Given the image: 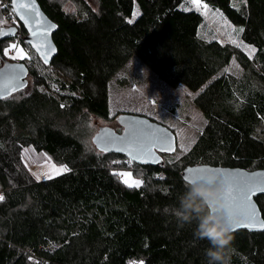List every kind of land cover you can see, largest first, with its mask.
<instances>
[{"label": "trees", "instance_id": "1", "mask_svg": "<svg viewBox=\"0 0 264 264\" xmlns=\"http://www.w3.org/2000/svg\"><path fill=\"white\" fill-rule=\"evenodd\" d=\"M61 1L77 2L82 17L69 15ZM95 1L96 10L85 0H38L58 25L57 55L50 65L38 59L67 72L68 80L55 81L66 93L29 68L28 81L50 91L27 92L29 83L19 97L0 100V264H208L210 245L194 234L195 214L190 221L176 215L189 186L181 173L197 164L264 170V0H202L242 29L253 58L203 39V16L182 9L184 0ZM2 9L14 14L11 0H0ZM12 27L17 33L0 39V57L11 40L29 47L21 23L0 31ZM134 56L171 87L207 85L195 99L205 129L178 161L132 162L143 172L139 187L117 178L113 160L125 156L88 142L91 117H109L112 77ZM233 58L241 76L212 80ZM26 146L68 170L35 179L22 161ZM255 199L264 218V195ZM231 235L228 264H264V232Z\"/></svg>", "mask_w": 264, "mask_h": 264}, {"label": "rangeland", "instance_id": "2", "mask_svg": "<svg viewBox=\"0 0 264 264\" xmlns=\"http://www.w3.org/2000/svg\"><path fill=\"white\" fill-rule=\"evenodd\" d=\"M85 2L91 9H97L95 0H85ZM61 4L64 10L72 17H82L83 7L77 2L61 1ZM204 4L201 0V6L197 8L192 3V0H184L181 6L186 11L195 10L203 16V23L199 29V35L205 40H216L223 44L233 45L253 58L256 49L241 40L242 29L230 23L218 9L209 6L205 9L203 7ZM138 15L139 12L136 11L134 18ZM11 25L20 27V23L15 18L13 12L2 9L0 12V28ZM11 44H17L20 48L24 49L26 53L24 59H12L13 56L17 55L16 49L14 48H9L8 55L4 54V49ZM1 50L2 56L0 57V64L3 65L5 61L25 62L30 69H37L41 76L47 77L49 79L48 83L54 88V91L58 92L60 90V93H66V90H61L55 81L57 78L68 80L69 75L67 72L60 71L56 67H45L39 62L38 56L32 48L23 45L19 38L6 42L2 45ZM242 72V67L233 58L212 80L222 75L239 78ZM29 83L31 86L26 88L27 92H32L34 89H38L42 93L50 91L44 85H33L32 78H29ZM206 86L198 91H191L184 85L171 87L153 73L138 56H134L112 77L109 83V117L108 119L95 116L91 117L88 124L90 131L88 142L97 151L99 149L92 143V137L98 132L100 127L109 126L119 132L121 130V126L118 123L120 114L134 113L145 115L174 131L178 143L177 150L174 153L163 155V160L165 159L169 162L178 161L192 148L208 123L202 111L195 104L196 97ZM15 94L16 97L20 96L17 93ZM21 155L24 166L31 172L35 179L39 176L38 180H43L64 172L63 170L59 171L58 174L54 172L52 165H55L57 169H60L63 165H59L47 153L38 151L33 146L24 147ZM113 164L115 165L117 178L122 183L129 186L124 182L127 178H122L119 173L129 172L131 173V180L141 181L139 185L141 186L143 172L134 169L132 162L128 158L115 159L113 160Z\"/></svg>", "mask_w": 264, "mask_h": 264}, {"label": "water", "instance_id": "3", "mask_svg": "<svg viewBox=\"0 0 264 264\" xmlns=\"http://www.w3.org/2000/svg\"><path fill=\"white\" fill-rule=\"evenodd\" d=\"M24 2L31 4L33 3V0H24ZM34 7L40 13L38 18L36 17L35 13L25 14L29 16L30 20L40 19L41 27L47 30V34L43 40L40 38H33L29 28L24 24V21L20 19V16L16 12H14V14L17 20L25 27L27 31V35L23 38L24 42H26L33 49L43 64L50 65L58 52L57 46L53 39L54 33L58 30V25L52 21L43 11L38 0H34ZM19 11L24 12L25 10L20 9ZM9 29H15V33L4 35V33H8ZM16 33L17 29L15 27L3 28L0 31V39L10 38ZM29 41L45 45L44 51L47 53V62H45L42 53L38 52L37 49L29 43ZM21 67H23V70H21ZM29 72V67L25 62L5 61L0 67V94H2L0 95V100L10 97L15 93L25 89L29 84ZM118 123L123 127V131L121 133H117L112 127L102 126L93 136L92 141L100 151L121 154L128 158L131 162L137 164L159 165L163 163L162 153L171 154L177 150L178 143L174 131L164 124L151 119L150 117L134 113H122L118 117ZM133 127L136 129L135 132H133ZM147 133H151V137L145 135ZM165 133L169 138L168 143L171 144V150L168 149V144H165L163 150L159 147L158 138L164 136ZM137 139L143 140L145 142L150 139L153 141L155 146L153 147L151 154H142L140 159L132 158L137 155ZM129 151L132 153L131 156L129 155ZM188 169H209L211 171L204 174H198L196 172H189ZM181 175L183 180L189 185L194 183L213 185L217 181H222L225 185V188L227 189L229 183L231 182L233 184V196L236 197V199H226L225 191L218 200L213 202V206L209 210L213 211V208H215V211H223L229 215V207H231L233 213L231 220L235 221V224L232 223V233L239 230H247L249 232H264V228L259 226L261 222H264V218L255 199L259 195H264V170L249 171L243 168L197 164L186 166L183 169ZM208 176H211L212 179H207ZM248 179H251V186L254 189L250 193L248 199L251 206L256 210L255 224L248 223L245 210L239 199V191L236 186L237 181Z\"/></svg>", "mask_w": 264, "mask_h": 264}, {"label": "clouds", "instance_id": "4", "mask_svg": "<svg viewBox=\"0 0 264 264\" xmlns=\"http://www.w3.org/2000/svg\"><path fill=\"white\" fill-rule=\"evenodd\" d=\"M227 189L222 181L213 185L194 183L180 197L182 211L176 215L184 221H190L195 214L197 220L195 236L207 240L209 247L205 250L208 264H228L231 251L232 222L230 216L223 211H205L211 209L213 202L218 200Z\"/></svg>", "mask_w": 264, "mask_h": 264}, {"label": "snow or ice", "instance_id": "5", "mask_svg": "<svg viewBox=\"0 0 264 264\" xmlns=\"http://www.w3.org/2000/svg\"><path fill=\"white\" fill-rule=\"evenodd\" d=\"M192 3L194 5L197 6V8H199L201 6V0H192ZM203 7L205 9H207L208 5L204 4ZM12 8L13 11L16 12L19 16L20 19L24 21V24L29 28V31L31 33V35L33 36V38H40L41 40H43V38L46 36L47 34V30L43 29L41 27V21L40 19H35V20H30L29 16L26 15L25 13H35L36 17L38 18L40 16V13L38 12V10L34 7V0L33 3L29 4V3H25L24 0H12ZM20 9H24V12H20ZM15 33V29H9L8 33H4V35L7 34H14ZM29 43L35 47L37 49L38 52L42 53L43 58L45 59V62H47V53L46 51H44V47L45 45L40 44V43H34L33 41H29ZM9 48H14L16 49L17 55L13 56L12 59H24L26 56V53L24 51L23 48H20L19 45L17 44H11L9 45V47L4 49V54L8 55L9 52ZM21 70H23V67H21ZM23 84V82H22ZM14 87V86H13ZM2 95V94H0ZM63 107V105H62ZM142 123V122H139ZM136 129L135 127H133V132H135ZM149 137H151V133H147L145 134ZM159 140V147L163 150L165 147V144H168V149L171 150V144L168 143L169 138L167 137V134L165 133L164 136H161L158 138ZM137 155L132 157L134 159H140L142 154H151L153 147L155 146L153 141L150 139L147 142L143 141V140H139L137 139ZM107 150V149H105ZM129 155L131 156L132 153L131 151H129ZM52 170L54 172H56L57 174L59 173V171L63 170V171H67V167L66 166H61L60 169H57L55 165H52ZM189 172H196L198 174H204V173H208L211 170L209 169H188ZM119 175H121V177H126L127 179H125V183L128 184L129 186H139L141 181L139 180H131V173L129 172H121L119 173ZM37 179H39V176H37ZM207 179L211 180L212 177L208 176ZM252 185V181L251 179L248 180H243V181H237V188L239 191V199L240 202L245 210V215L247 217L248 223L249 224H255L256 223V210L255 208H253L249 202V195L250 193L254 190ZM3 196L0 195V200H3ZM225 198H232L233 200L236 199V197L233 196V184L230 182L229 186L225 192ZM216 209L213 208V211H215ZM229 215L230 218L233 216L232 213V209L231 207H229ZM231 222L233 224H235L234 220H231ZM261 228H264V222H261L259 225ZM142 264V262H141Z\"/></svg>", "mask_w": 264, "mask_h": 264}, {"label": "flooded vegetation", "instance_id": "6", "mask_svg": "<svg viewBox=\"0 0 264 264\" xmlns=\"http://www.w3.org/2000/svg\"><path fill=\"white\" fill-rule=\"evenodd\" d=\"M114 129V128H113ZM116 131V130H115ZM123 131V127L121 126V130L118 132L116 131L117 133H121Z\"/></svg>", "mask_w": 264, "mask_h": 264}]
</instances>
